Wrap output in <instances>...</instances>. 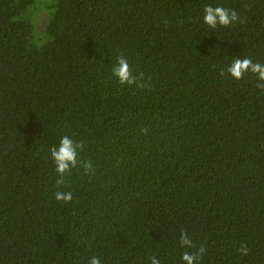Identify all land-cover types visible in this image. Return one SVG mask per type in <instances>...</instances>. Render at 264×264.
Listing matches in <instances>:
<instances>
[{
	"label": "trees",
	"instance_id": "1",
	"mask_svg": "<svg viewBox=\"0 0 264 264\" xmlns=\"http://www.w3.org/2000/svg\"><path fill=\"white\" fill-rule=\"evenodd\" d=\"M208 4L240 20L211 29ZM121 55L148 87L117 82ZM236 56L264 63V0H0V264H182L200 246L197 264H264V90L219 74ZM64 135L95 171L58 187Z\"/></svg>",
	"mask_w": 264,
	"mask_h": 264
},
{
	"label": "clouds",
	"instance_id": "2",
	"mask_svg": "<svg viewBox=\"0 0 264 264\" xmlns=\"http://www.w3.org/2000/svg\"><path fill=\"white\" fill-rule=\"evenodd\" d=\"M240 20L238 12L234 9L226 8L221 5H205L203 7V23L211 29L218 26L228 27L234 22ZM242 22V21H241ZM227 73L234 80H241L246 74H251L256 78V87L264 90V63L254 62L250 57L245 56L240 58L236 56L231 63L220 70L219 74L224 76ZM111 74L120 85L145 88L149 85L145 83L143 73L134 74L128 61L124 56H118L111 67ZM146 133V129H142ZM83 148L82 142H74L67 135L59 139L58 145H53L49 149L50 158L55 166V172L58 176L56 185L62 186L65 184V176L71 173L74 168H82L85 174L94 173L95 169L90 160H82L78 158V153ZM73 193L71 191H57L54 194L56 201L68 203L72 200ZM179 244L186 249H193L195 246L192 239L188 236L186 230H181L179 234ZM237 251L240 255H247L249 249L246 245H241ZM205 248L200 246L195 251H185L180 259L182 264H197L198 260L204 255ZM87 264H101V259L93 255L88 259ZM150 264H161L160 260L153 256L150 257Z\"/></svg>",
	"mask_w": 264,
	"mask_h": 264
},
{
	"label": "rangeland",
	"instance_id": "3",
	"mask_svg": "<svg viewBox=\"0 0 264 264\" xmlns=\"http://www.w3.org/2000/svg\"><path fill=\"white\" fill-rule=\"evenodd\" d=\"M46 18H47V14L46 12L42 11V9H40L39 13L35 15V21L39 31L42 30Z\"/></svg>",
	"mask_w": 264,
	"mask_h": 264
}]
</instances>
